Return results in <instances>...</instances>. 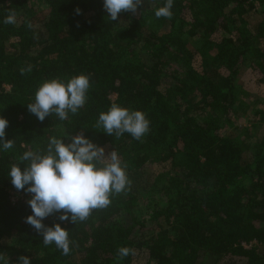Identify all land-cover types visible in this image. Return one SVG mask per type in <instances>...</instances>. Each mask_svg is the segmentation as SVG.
<instances>
[{"label": "trees", "instance_id": "trees-1", "mask_svg": "<svg viewBox=\"0 0 264 264\" xmlns=\"http://www.w3.org/2000/svg\"><path fill=\"white\" fill-rule=\"evenodd\" d=\"M144 3L112 21L103 0H0V117L14 140L11 150L0 146V253L9 264L21 256L30 264H264V135L250 142L223 133L241 71L248 66L264 83V0H174L170 20L155 17L166 0ZM9 9L15 24L4 23ZM81 74L90 89L76 115L41 122L28 111L43 82ZM113 103L145 113L141 141L95 127ZM81 132L105 156L115 150L132 183L84 222L60 221L62 213L42 221L69 231L65 256L25 223L31 194L8 173L24 152ZM12 192L23 199L11 202ZM120 247L135 255L119 259Z\"/></svg>", "mask_w": 264, "mask_h": 264}, {"label": "clouds", "instance_id": "clouds-1", "mask_svg": "<svg viewBox=\"0 0 264 264\" xmlns=\"http://www.w3.org/2000/svg\"><path fill=\"white\" fill-rule=\"evenodd\" d=\"M144 0H103V8L109 19L117 20L121 12L136 14ZM174 0H166L163 7L155 11V17L172 19L171 11ZM80 14V9H76ZM16 12L9 9L5 24L16 23ZM31 27V23L28 25ZM21 75L32 71V66L22 68ZM90 78L81 74L74 76L67 83L60 79L43 82L35 92L34 102L27 104V109L43 122L48 116H57L60 121L68 119V114L76 115L87 101ZM9 122L0 117V146L4 151L14 147V140H6V128ZM103 132L119 139L125 133L141 141L150 130V121L145 113L132 111L113 103L107 112H101L95 125ZM70 143L63 139L50 138L46 152L29 150L18 157V163L11 166L8 176L17 191L31 194L27 201L32 215L25 218V223L43 237V245L55 244L62 255H69V231L59 223L53 227L45 226L42 221L57 213L60 221L73 224L86 221L94 210H103L110 206L111 196L130 190L131 180L122 166L118 153L113 150L105 156L102 147L86 139L83 132L70 136ZM27 162V163H25ZM23 164V171L20 165ZM28 186V187H26ZM135 255L129 247L117 249L119 259ZM0 262L9 264V258L0 253ZM20 264H30L26 256L19 257Z\"/></svg>", "mask_w": 264, "mask_h": 264}, {"label": "rangeland", "instance_id": "rangeland-1", "mask_svg": "<svg viewBox=\"0 0 264 264\" xmlns=\"http://www.w3.org/2000/svg\"><path fill=\"white\" fill-rule=\"evenodd\" d=\"M148 4L143 3V6L146 8ZM259 76L248 66L241 71L237 85L236 107L232 112L230 125L223 129V133L239 131L243 139L247 138L250 142L259 140L264 135V83L257 82ZM6 88L9 89V86ZM111 98L114 101L116 95H112ZM21 199L18 193L12 192L11 202L16 203ZM244 244L245 247H250L255 243Z\"/></svg>", "mask_w": 264, "mask_h": 264}, {"label": "built area", "instance_id": "built-area-1", "mask_svg": "<svg viewBox=\"0 0 264 264\" xmlns=\"http://www.w3.org/2000/svg\"><path fill=\"white\" fill-rule=\"evenodd\" d=\"M18 195H19V197H21V198L23 199V197H24V195H23V194H19V193H18Z\"/></svg>", "mask_w": 264, "mask_h": 264}]
</instances>
